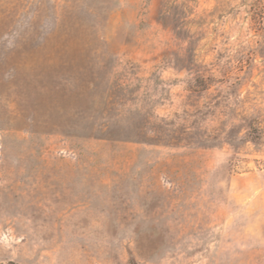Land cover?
<instances>
[{
  "label": "rangeland",
  "instance_id": "1",
  "mask_svg": "<svg viewBox=\"0 0 264 264\" xmlns=\"http://www.w3.org/2000/svg\"><path fill=\"white\" fill-rule=\"evenodd\" d=\"M264 264V0H0V264Z\"/></svg>",
  "mask_w": 264,
  "mask_h": 264
},
{
  "label": "trees",
  "instance_id": "2",
  "mask_svg": "<svg viewBox=\"0 0 264 264\" xmlns=\"http://www.w3.org/2000/svg\"><path fill=\"white\" fill-rule=\"evenodd\" d=\"M10 264H15V263H10Z\"/></svg>",
  "mask_w": 264,
  "mask_h": 264
}]
</instances>
